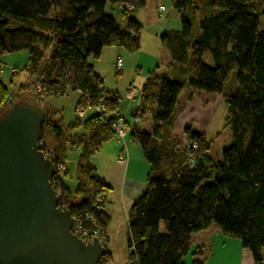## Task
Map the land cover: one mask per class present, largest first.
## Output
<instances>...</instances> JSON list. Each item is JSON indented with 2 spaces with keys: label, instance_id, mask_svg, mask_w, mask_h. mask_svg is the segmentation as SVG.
<instances>
[{
  "label": "trees",
  "instance_id": "obj_1",
  "mask_svg": "<svg viewBox=\"0 0 264 264\" xmlns=\"http://www.w3.org/2000/svg\"><path fill=\"white\" fill-rule=\"evenodd\" d=\"M148 1L0 0V62L5 53L28 50V66L37 70L52 49L39 75L48 95L79 91L78 108L104 105V112L95 108L96 115L68 126L45 119L40 149L57 167L52 179L60 207L86 227L95 223L105 233L110 225L105 198L112 188L98 175L92 158L115 136L111 120L124 114L120 98L106 90L89 58H99L109 46L138 51L137 21L130 18L121 27L105 9L116 3L127 18ZM172 4L189 11L182 16L181 31L165 33L161 41L172 60L189 61L190 75L188 80L149 77L146 85L156 84V100L137 106L136 117L124 115L128 135L140 144L150 164L147 189L128 214L129 261L187 264L193 234L213 228L240 240L251 251L254 264H264V30L259 28L264 0H172ZM200 11L204 13L194 35L193 21ZM206 54L211 64L205 62ZM234 70L236 75L230 78ZM185 86L221 95L227 104L231 144L220 157L210 153L212 141L206 133L196 132L192 123L185 127V143L173 133ZM10 100L0 72V116ZM137 118L139 122L130 123ZM76 129L82 132L75 133ZM47 131L55 142L52 149L44 143ZM72 148L81 151L75 190L65 181ZM59 165L65 166L62 174ZM106 248L99 264H114ZM192 254L191 264H204L202 247Z\"/></svg>",
  "mask_w": 264,
  "mask_h": 264
},
{
  "label": "water",
  "instance_id": "obj_2",
  "mask_svg": "<svg viewBox=\"0 0 264 264\" xmlns=\"http://www.w3.org/2000/svg\"><path fill=\"white\" fill-rule=\"evenodd\" d=\"M48 113L22 99L0 116V264H99L106 246L72 231L75 218L52 184L56 166L40 149Z\"/></svg>",
  "mask_w": 264,
  "mask_h": 264
},
{
  "label": "crops",
  "instance_id": "obj_3",
  "mask_svg": "<svg viewBox=\"0 0 264 264\" xmlns=\"http://www.w3.org/2000/svg\"><path fill=\"white\" fill-rule=\"evenodd\" d=\"M162 5L165 6L163 11L160 10V6ZM188 11V8L179 9L173 6L172 0H149L144 8L136 9L127 16L126 21L130 18H134L141 27L140 48L138 52H141V54H147L150 57L152 56L159 60L158 67L154 72L149 70L150 73L146 76L143 83L146 82L147 84L150 79L149 77H152L154 73L155 76L165 75L175 79L181 76L180 64L170 58L168 50L162 44L161 35L165 33L180 32L182 29V16ZM124 26H126L125 23ZM115 55L117 57L121 54L117 51ZM128 58H130V55L126 56L125 60H128ZM137 61L140 63L139 60ZM124 67H126L125 61ZM98 74H100L105 81L102 72H99ZM106 90L110 92L108 88H106ZM147 91H151L150 87H147ZM80 95L81 93L79 92V97ZM216 96L222 97L221 95ZM216 96L213 93L201 95L198 91L190 90L181 109L178 111L176 110L174 121L173 133L181 143H185L187 140L184 130L189 123H192L193 129L196 132L206 133L207 123L210 121L211 113L216 107ZM149 102H151V98L148 103ZM76 108L79 112H86V109H88ZM133 109H131V111H133ZM121 110L122 106L120 105V113ZM83 115L85 114H82V116ZM94 115H96V112L89 115L83 121ZM77 121L81 120L76 118L75 121H71L69 124L67 123V125H65H72ZM139 121L140 120L137 118L134 121L131 120L130 123ZM74 149L79 152V163L81 151L77 148H72L70 151ZM120 156L122 157V160H120ZM92 162L96 167L98 175L104 178L112 188L111 193L105 198L104 205V210L110 216V225L106 230L108 239L107 247L109 248L111 242L109 229L113 223L114 215L119 212L127 222L128 227L129 211L133 204L147 189L150 164L146 159L140 144L133 141L129 135H127L126 140L124 141H121L114 136L104 142L101 148L93 156ZM70 168L68 159L67 170L69 174L72 169ZM75 172L77 177L78 166ZM66 179H69V175ZM73 190H75V187ZM231 240L232 239H228L216 229L212 228L203 230L193 234L191 252L193 253L198 246L202 247L204 251L202 257L204 264H254L251 251L243 248L240 241L236 240L233 242ZM109 250L112 252L110 248ZM194 258L195 257L192 254L189 264L192 263ZM186 263L188 262L186 261Z\"/></svg>",
  "mask_w": 264,
  "mask_h": 264
},
{
  "label": "rangeland",
  "instance_id": "obj_4",
  "mask_svg": "<svg viewBox=\"0 0 264 264\" xmlns=\"http://www.w3.org/2000/svg\"><path fill=\"white\" fill-rule=\"evenodd\" d=\"M106 13L113 15L116 18L117 23L121 27H125L124 23L127 24L126 17L122 15V11L118 4L108 3L106 6ZM204 11H200L197 16L194 17L193 21V31L194 35L197 33L199 28V22ZM190 16V14L188 13ZM260 30H264V16L260 19ZM52 50V49H51ZM48 50L44 59L41 62V66L35 70L28 66L30 53L28 50H21L17 52L5 53L1 58V77L5 85L9 89V94L14 102H18L22 99H28L35 103H40L42 106H47L49 114L45 119H58L62 120L64 124L67 125L71 121L78 120L83 121L89 115L96 112L95 107L88 106L86 112H79L77 110V99L79 97V91H73L66 95H48V91L43 89L41 84L40 74L43 73L45 65L49 62L51 58L50 51ZM121 54L123 60L126 63V67L122 70L117 71L114 66V61L116 58L115 53ZM144 53V52H143ZM190 53V50L189 52ZM128 60H125L126 56H129ZM190 55V54H189ZM139 60L140 63L137 61ZM205 62L211 64L210 54H206L204 58ZM89 62L94 65L95 71L97 73L102 72L105 77L104 85L111 92V95L118 96L121 101L122 110L121 113L126 115L128 118L131 117V109L136 108L142 103H148L149 98L156 100L157 86L156 84L146 85L143 83L146 76L158 67L159 60L154 57H150L147 54H141V52H129L125 49L109 46L105 47L99 58L90 57ZM181 77L188 80L189 71V61L179 62ZM16 68V71H12V68ZM99 70V71H98ZM237 70L232 71L230 78L235 77ZM155 74V73H154ZM152 76H155V75ZM39 76V77H38ZM170 79H175L168 77ZM131 86H136L138 88V94L136 97H132L129 93V88ZM150 87L151 91H147L145 88ZM39 89H43L40 91ZM191 88L185 86L182 93L179 96L178 103L176 106L177 111L181 109L183 102L189 95ZM201 95H206L207 92L199 90ZM215 96L217 94H214ZM216 107L211 113V119L207 123L206 135L209 140L212 141L210 153L214 156H220L223 149L231 144V126L228 119V107L224 102L223 98L216 96L215 100ZM82 114H85L82 116ZM50 116V117H49ZM202 123V121H201ZM82 129H76L75 133H81ZM50 133L47 131L45 135L44 143L46 147L52 149L55 142L50 140ZM79 152L76 149L71 150L69 153V165L71 170L69 174V179H66V184L73 190L76 185V175L75 170L78 166ZM121 157V156H120ZM111 193V192H110ZM111 231V232H110ZM109 235L111 236V242L109 248L112 250L114 258V264H131L129 261V250L127 246L128 237V227L125 219L119 214L115 213L114 220L109 229ZM231 241H240L235 238ZM108 248V249H109ZM192 253L190 252L185 260L190 263V258Z\"/></svg>",
  "mask_w": 264,
  "mask_h": 264
},
{
  "label": "built area",
  "instance_id": "obj_5",
  "mask_svg": "<svg viewBox=\"0 0 264 264\" xmlns=\"http://www.w3.org/2000/svg\"><path fill=\"white\" fill-rule=\"evenodd\" d=\"M129 9L133 8V5L128 6ZM165 9V6L162 5L160 6V10L163 11ZM115 69L117 71H120L124 68V60L121 55H118L115 59L114 62ZM16 68H12V71H16ZM42 91L43 89H39ZM129 93L132 97H136L138 94V88L136 86H131L129 88ZM99 112H104L105 108L103 104H100L95 107ZM49 114V113H48ZM107 121V119H106ZM111 128L114 131L115 137L121 141L126 140V137L128 135L129 127L126 122V117L124 115H119L114 117L111 122H110ZM120 160H122V157H120ZM58 171L59 174H62L65 171V166L59 165L58 166ZM57 171V167H56ZM54 183L52 179V184ZM59 195V194H58ZM60 196V195H59ZM75 218V217H74ZM93 219V218H92ZM72 231L77 234L80 238H82L86 243L92 242L95 238L100 239L101 243L105 246H107V235L106 233L102 230L101 227L96 226L94 223V226L92 227H86L84 223L80 220H77L75 218V223L73 225Z\"/></svg>",
  "mask_w": 264,
  "mask_h": 264
}]
</instances>
